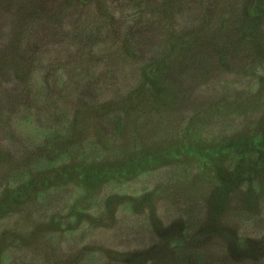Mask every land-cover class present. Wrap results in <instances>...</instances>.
<instances>
[{
	"label": "rangeland",
	"instance_id": "1",
	"mask_svg": "<svg viewBox=\"0 0 264 264\" xmlns=\"http://www.w3.org/2000/svg\"><path fill=\"white\" fill-rule=\"evenodd\" d=\"M0 264H264V0H0Z\"/></svg>",
	"mask_w": 264,
	"mask_h": 264
}]
</instances>
